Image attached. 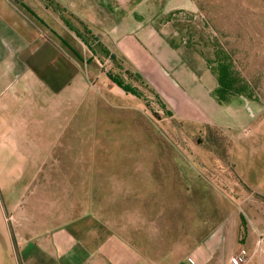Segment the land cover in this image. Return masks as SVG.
<instances>
[{
    "label": "rangeland",
    "instance_id": "1",
    "mask_svg": "<svg viewBox=\"0 0 264 264\" xmlns=\"http://www.w3.org/2000/svg\"><path fill=\"white\" fill-rule=\"evenodd\" d=\"M44 2L58 34L83 60L72 55L73 85L57 96L44 164L16 166L18 156L3 153L0 264H26L27 242L109 206L152 211L166 253L189 248L182 243L198 217L238 222L242 242L251 241V229L264 231V0ZM126 21L170 40L168 57L210 87L217 81L209 68L225 56L247 94L218 104L212 90L210 102L200 101L204 113L187 97L160 95L112 44ZM108 73L140 96L124 92ZM38 151L23 153L40 157ZM250 248L241 246L231 263H243Z\"/></svg>",
    "mask_w": 264,
    "mask_h": 264
},
{
    "label": "crops",
    "instance_id": "2",
    "mask_svg": "<svg viewBox=\"0 0 264 264\" xmlns=\"http://www.w3.org/2000/svg\"><path fill=\"white\" fill-rule=\"evenodd\" d=\"M55 18L44 0H0V166L8 160L2 159L4 151L18 156L13 165L41 166L46 158L42 154L50 149L44 144L55 133L57 96L72 87L74 76L73 54L58 38ZM126 22L125 32L113 35L119 53L160 95L187 97L204 113L200 101L210 102L215 86L202 84L178 66L179 59L168 57L170 40ZM177 77L186 81L185 87ZM30 149L39 150L40 157L25 156ZM97 210L67 219L61 230L54 229L37 244L27 242L26 264H232L230 258L241 246L254 248L241 264H264V244L255 249L257 230L251 229V241L242 242L238 222L198 217L182 243L189 248L182 254L166 253L158 242L162 228L148 218L152 211L115 206Z\"/></svg>",
    "mask_w": 264,
    "mask_h": 264
},
{
    "label": "trees",
    "instance_id": "3",
    "mask_svg": "<svg viewBox=\"0 0 264 264\" xmlns=\"http://www.w3.org/2000/svg\"><path fill=\"white\" fill-rule=\"evenodd\" d=\"M51 1V0H49ZM61 43L76 57L78 60H83L77 50L71 45L65 38L57 35ZM107 51V50H106ZM108 52V51H107ZM112 62H115L114 55H109ZM211 73L216 77L217 85L214 88L212 94L218 104H225L233 96H242L247 94V85L242 81L239 75L232 67V63L225 56H217V64L214 68H209ZM136 79L140 80V75H134ZM107 77L121 88L124 92L132 94L134 96H140L138 91L125 83L120 77L108 73Z\"/></svg>",
    "mask_w": 264,
    "mask_h": 264
},
{
    "label": "built area",
    "instance_id": "4",
    "mask_svg": "<svg viewBox=\"0 0 264 264\" xmlns=\"http://www.w3.org/2000/svg\"><path fill=\"white\" fill-rule=\"evenodd\" d=\"M256 243L259 247L264 244V231H260L257 233ZM244 256H245V252L242 251L241 255L238 257V259L242 260ZM233 260L236 261L235 259H233Z\"/></svg>",
    "mask_w": 264,
    "mask_h": 264
}]
</instances>
